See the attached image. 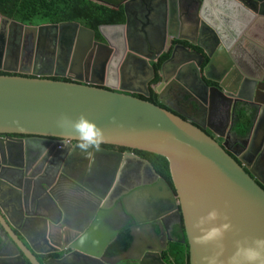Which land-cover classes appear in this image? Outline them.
Returning a JSON list of instances; mask_svg holds the SVG:
<instances>
[{
  "label": "water",
  "instance_id": "obj_1",
  "mask_svg": "<svg viewBox=\"0 0 264 264\" xmlns=\"http://www.w3.org/2000/svg\"><path fill=\"white\" fill-rule=\"evenodd\" d=\"M126 1L124 20L100 24L97 30L78 22L27 25L0 14V36L8 44L14 42L18 48L25 40L33 41L38 51L44 50L45 59L70 79L54 80L38 72L24 75L28 47L26 52L16 49L13 68L7 66L8 55L0 62V71L19 72L0 74V246L6 253L0 254L1 264H117L123 260L168 264L162 256L168 250L165 222L177 213L189 246V264H206L215 248L200 242L202 232L197 224L212 209L220 214L215 226L230 222L233 227L225 234L220 264L233 254L236 240L264 237V180L231 146L170 109L163 99L174 83L199 105L211 104L215 91V98L228 101L234 109L239 103L249 107L252 126L244 137L259 132L263 138L264 56L254 66L241 56L247 52L243 48L251 49L255 57L264 54V43L256 32L264 27V0H156L164 9H157L151 34L139 35L131 31L129 4L140 0ZM184 6L186 16L191 15L186 27L177 14L172 22L165 18V8L171 15ZM180 30L189 34L183 36ZM177 39L202 51L180 45L187 54L178 58L174 53L162 64L156 91L164 106L134 95V86L123 81L128 72L141 66L154 77L152 63ZM151 46L155 47L150 50ZM170 66L173 75L167 70ZM119 76L121 86L110 84L116 85ZM143 84V93L150 96L147 83ZM81 115L101 129L104 138L98 148L90 146L86 152L78 147L76 130L57 125L61 116L76 120ZM4 135L27 138L18 142ZM134 150L164 156L172 185ZM55 161L57 169L52 168ZM70 163L74 166L67 169ZM135 165L149 170L153 182L133 183L132 173L138 171ZM61 183L72 185L73 192L88 194L89 206L84 204V208L90 210L78 214L75 226L67 221L68 205L73 202L56 194ZM2 188L7 192H1ZM141 198L147 204L140 202L137 208L134 201ZM161 199L167 201L162 209ZM51 205L57 209L48 215L39 212L40 207ZM52 211L58 212L57 218L51 216ZM116 213L126 218L123 227L104 233L102 228ZM18 214L28 217L18 220ZM34 225L43 230L49 250H39L31 241L28 233ZM128 225L133 237L130 247L106 257L108 245ZM137 248L138 255H133ZM60 252L61 258L43 262L37 257Z\"/></svg>",
  "mask_w": 264,
  "mask_h": 264
},
{
  "label": "flooded vegetation",
  "instance_id": "obj_2",
  "mask_svg": "<svg viewBox=\"0 0 264 264\" xmlns=\"http://www.w3.org/2000/svg\"><path fill=\"white\" fill-rule=\"evenodd\" d=\"M35 26H39V25H35ZM183 45L187 46V49H193V47H190L189 44H187V45L183 44ZM171 46L169 47L168 51L170 50ZM27 47L29 48V54L25 58L26 63L24 62V64H25L24 67H22L24 75L33 76V73L38 72V73H44V74L47 73L49 78H56V79L68 80V81L70 80L68 78V75L62 74L63 73L62 69L56 68L51 62L48 61V59H45V58H47V57H45L47 55L45 54L44 50H41V52L38 51L36 49V45L31 40H30V42H27V40H25L23 46H21V47L18 46V48H17V44H15L14 42H9V44H8V41L4 39L3 34H2V36H0V62L2 63V61L5 59V55H8L7 66L9 68H13L14 67L13 57H16V55H17L16 49L24 50V52H26ZM194 49H198V50L202 51L198 47H196ZM7 51L9 53H6ZM168 51H165L163 53H168ZM179 51L185 52V53H182L181 55L187 54L186 50H179ZM33 53H34V55H33ZM163 53L161 54V56L164 55ZM23 56H24V53H23ZM35 56L38 57V60H36V61H35ZM33 57H34L35 63L33 61ZM31 59H32V61H31ZM167 59H169V58H167ZM166 60H164L162 62V64ZM158 61H159V59H158ZM3 72L6 74H10V73L19 74V72L14 73L13 71H10V70L9 71H3ZM60 73L63 76H61ZM84 74L85 73H79V74L77 73V76L80 75L83 78H87ZM202 74H203V72H202ZM202 77L205 78L203 75H202ZM206 82L210 86H215V82L211 79H206ZM147 87L149 89L150 96L152 94L151 89H154V92L157 94L158 103L161 105V103L159 102V100H160L159 94L156 91V89H157L156 84L153 85L152 81H150L147 83ZM170 92H172V95H173V97L171 99H170V97H167V95ZM211 94H212L211 95V104L205 103L204 105H199L194 101V98L190 95L189 92H187V90L184 87L181 88L179 85L174 83V84H171L170 89L168 91H166L163 99H166L167 106L170 109L175 110L181 116H183L185 119L190 120L191 122L201 126L209 135H211L213 138H216L219 142L227 143L229 146H231V148H233L239 155H242L244 157L245 161L248 164H250V169L254 170L264 180V136L261 140H259V139L249 140V138L253 137V134H252V136L251 135L247 136V138L244 136H242V137L238 136L234 132L235 109L231 107V105L228 101H223L222 99L220 100L218 98H215V94H216L215 91L212 92ZM134 95H137V96L141 95V96H144L147 98L150 97V96H146L145 93H143V91L141 89H139V91L135 92ZM162 106H164V105H162ZM251 126H252V124H251ZM250 130H251V127H250ZM248 133L250 134V131ZM222 136H224V138ZM255 136H257V135H255ZM2 137H5V138L9 137L8 138L9 140L16 139L18 142L20 140L22 141L23 139L27 138V136H23V135H8V136L4 135ZM254 158H256V162L253 161ZM56 162L57 161L51 163L53 166L52 168L57 169ZM76 164L79 167L85 168V163L81 164L78 161ZM70 166H74V164L70 163V164H68V168L67 167L66 168L71 169L72 167H70ZM48 176L51 178L50 175H48ZM30 177L31 176H29V178ZM31 179L33 181V177ZM153 180H154V177H149L148 182H153ZM263 187H264V185H263ZM36 190H37V195L39 197L43 196L44 193L42 190H40V189H36ZM41 191H42V194L40 193ZM113 219H118V220L123 221V222L126 220L125 217L121 216L118 213L115 214ZM166 221L168 224L167 240H168V248H169V244L173 241H176L179 237L176 232L180 231L181 233H183L184 229H183V223L181 222V218H180V215H178V213L176 215L174 214L172 216H169ZM184 236H185V233H184ZM0 243H1V241H0ZM160 246H163V244L161 243ZM107 248H106L104 253H105L106 257H110V256L106 255ZM164 252H166V251H164ZM164 252H162V255ZM0 254L1 255L6 254L4 252L2 246H0ZM62 255H63V253H52L51 255H48L46 257L45 256L42 257L40 255H38L37 257H38L39 261L43 262V261L49 260L51 258H61Z\"/></svg>",
  "mask_w": 264,
  "mask_h": 264
},
{
  "label": "trees",
  "instance_id": "obj_3",
  "mask_svg": "<svg viewBox=\"0 0 264 264\" xmlns=\"http://www.w3.org/2000/svg\"><path fill=\"white\" fill-rule=\"evenodd\" d=\"M97 1H100L97 2ZM0 0V14L27 25H42L63 22H78L91 29H98L100 24L117 23L124 20L122 11L115 7V0ZM103 2V3H101ZM115 7V8H114ZM168 58L164 54L154 65L156 76L152 80L155 85L160 81L159 70L162 62ZM0 74H6L0 71ZM54 80H60L52 78ZM67 81V80H66ZM149 98L139 96L158 104L157 94L151 89ZM162 106V105H161ZM234 132L242 137L248 134L252 124V115L248 106L239 103L235 108ZM115 148L111 145H102ZM121 151L129 149L119 148ZM136 154L147 159L155 170L172 185L168 160L161 155L134 150ZM178 231V230H177ZM183 232V231H182ZM178 239L169 244L163 253V259L168 264H189V246L184 232H176ZM132 237L129 228L122 229L116 239L108 246L106 255L117 256L125 252L131 245ZM117 264H137L131 260H123Z\"/></svg>",
  "mask_w": 264,
  "mask_h": 264
},
{
  "label": "crops",
  "instance_id": "obj_4",
  "mask_svg": "<svg viewBox=\"0 0 264 264\" xmlns=\"http://www.w3.org/2000/svg\"><path fill=\"white\" fill-rule=\"evenodd\" d=\"M93 1H97V0H93ZM144 1L151 2V3H153V5L147 4ZM97 2L100 3V1H97ZM115 2H119V3L115 4V7L118 8L119 10H121L122 14L125 16V10L124 9H125V4H127V1L126 0H115ZM101 3H103V2H101ZM162 4L163 3L156 4V0H140L138 2L129 4V11L131 12V15H132L131 31H136V33L138 35L139 34H151L150 30L153 27L152 25H154V23H156V21L154 19H155V15H156L157 9L158 8L164 9ZM183 5H187V3L183 4ZM185 10H186V6H184L182 9L178 8V11H179L178 13L177 12L173 13L171 11L172 14L170 13L171 15H169V13L167 14V9L165 8V14L168 15L165 18L171 19V22H172L174 20L175 16H176V14H177V17H182L183 18V21H185V27H186L189 24V22H190L191 15L189 14L188 16H186V11ZM160 19H164V16H161ZM179 22H181V19H179ZM165 25H166V27H168V22L165 23ZM165 25H164V27H165ZM181 28H182V22L180 23V29ZM179 32H181V30ZM256 32L258 33L259 39L264 43V27L259 28ZM181 33L184 36V35H188L189 31L181 32ZM142 44H145L144 41L142 42ZM183 44L187 45V44H189V42L187 40H179V39L174 40L173 45L171 46V48L168 51V53H163V54H168V58H169L172 54L177 53V57L180 58V57L183 56L181 54L185 53L184 51H179V50H183L180 47V45H183ZM158 45H159V42H158ZM158 45H155V46H158ZM189 45H190V47L196 48L191 43ZM155 46H151L150 50H152ZM145 48H146V45H144V49ZM167 49H169L168 46H167ZM243 49L246 50L247 52H244L245 54H244V56L242 55L243 57L241 56V58L245 59L246 62L249 64V66L258 65L259 63H257V62H258L259 58L262 59L263 56H264V54L261 52L260 54L257 55V57H255L253 55V52L251 51V49L250 50H248V48H243ZM157 61L158 60L154 61L152 63V65L154 66L157 63ZM167 70H168V72L170 74H172L173 67L170 66ZM158 72H159V76H160V79H161L162 78L161 77V68H160V70ZM127 75L128 76H126V78L123 80L125 83H130L132 86H134V88H132L134 91H139V89H141L142 91H145V87H144L145 84H143V83H148V82L152 81L154 79V77L156 76V71H155V76L153 77V75H152V73H151V71L149 69L143 68V67L140 66L138 69H134V70L129 71ZM167 97H170V99H171L173 97L172 92H170L167 95ZM262 124L264 125V121L262 122ZM259 125H260V123H259ZM251 139H259V140H261L262 139V135H260V133L258 132L257 136L254 135L252 138H249V140H251ZM135 167L138 168V171H135V172L132 173L131 179H133V183L140 184L141 182H148L149 181V177H153L148 172L149 170H144L143 171V170H141V167L139 165L138 166L135 165ZM99 177L103 178L102 175L99 176ZM109 178H111V177L108 176L107 179L109 180ZM21 179L22 178H20V181H21ZM95 179H97V178H95ZM72 188H73L72 185H68L66 183H61V185H59V188L57 189V193L56 194L58 195V197H60L63 200H68V201L73 202V204L68 205L70 207V210L67 211V221H69L70 225H74L75 226V222L79 221L78 214L81 213V212L88 211L90 209H87V208L85 209L84 208V204H86V206H89V203L85 200V198H86V196H88V194H85L83 192H79V193L73 192ZM1 192L6 193L7 189L6 188H2ZM84 196H85V198H84ZM148 200L150 201V197H148ZM140 202H142V204L144 206L147 204V201L142 200V198L141 199H135L134 204L137 205V208H138V205H139ZM160 202L163 205V206L160 207V209L166 207L167 201L165 199H161ZM137 208H136V210H137ZM53 209H57V208H55L52 205L49 206V209H47L45 207H44V209H42L40 207L39 212L40 213H46L48 215V213L51 210H53ZM139 210H142V208L139 209ZM34 211H36V206H35ZM91 211H93V210H91ZM18 216H19L18 220H20V219L26 220L25 218L28 217V216H23V215L20 216L19 214H18ZM51 216L53 218H57L58 212L52 211ZM143 216H145V215H143ZM27 219H31V218H27ZM32 220H33L32 221L33 223H37L35 219L32 218ZM123 224H124L123 221L111 218L108 221V223H106V225H105L106 228L105 229L102 228V224L100 226H101V228H102L104 233H106V234L109 233L110 234V233H112V231L116 227L122 228ZM165 224H166V226L168 228L167 221L165 222ZM125 228H129V225L126 226ZM140 232L141 231H139V233ZM59 233L62 234V230H59ZM28 235L31 238V241L37 247V249H39V250H49L50 249L51 246L49 244L46 245L45 242H44V238L42 237L43 236V230L41 231L38 228V226L34 225L33 228L31 229L30 233H28ZM142 235H143V232H141L139 234V236H142ZM160 239L163 242V238L161 237ZM132 240H133V237H132ZM54 241L59 242L60 240H59V238H56V239H54ZM138 251H139L138 248L135 249L133 251V255H138V253H139ZM60 253H62V252H60ZM51 254H49V255H51ZM40 256H42V257L45 256L46 257L48 255H40Z\"/></svg>",
  "mask_w": 264,
  "mask_h": 264
},
{
  "label": "clouds",
  "instance_id": "obj_5",
  "mask_svg": "<svg viewBox=\"0 0 264 264\" xmlns=\"http://www.w3.org/2000/svg\"><path fill=\"white\" fill-rule=\"evenodd\" d=\"M61 129L72 128L79 133L78 147L87 151L90 146L99 147L103 142V132L93 122L81 115L76 120L61 116L57 120ZM220 214L216 209L210 210L201 217L197 227L202 232L200 242L214 245V255L206 258V264H220L219 258L224 253L223 240L225 234L231 232L233 227L230 222L215 226ZM234 252L223 262V264H264V237H257L251 240L243 239L234 242Z\"/></svg>",
  "mask_w": 264,
  "mask_h": 264
},
{
  "label": "bare ground",
  "instance_id": "obj_6",
  "mask_svg": "<svg viewBox=\"0 0 264 264\" xmlns=\"http://www.w3.org/2000/svg\"><path fill=\"white\" fill-rule=\"evenodd\" d=\"M12 20H13V19H12ZM31 61H32V59H31ZM10 74H12V73H10ZM74 77H75V76H74ZM120 82H121V79H120V76H119V79L117 78V84H116V85L113 84V83H110V84H112L113 86H116V87L118 86V87H119V86H121V85H120Z\"/></svg>",
  "mask_w": 264,
  "mask_h": 264
},
{
  "label": "rangeland",
  "instance_id": "obj_7",
  "mask_svg": "<svg viewBox=\"0 0 264 264\" xmlns=\"http://www.w3.org/2000/svg\"><path fill=\"white\" fill-rule=\"evenodd\" d=\"M26 63V62H25ZM254 162H256V158L253 159Z\"/></svg>",
  "mask_w": 264,
  "mask_h": 264
}]
</instances>
